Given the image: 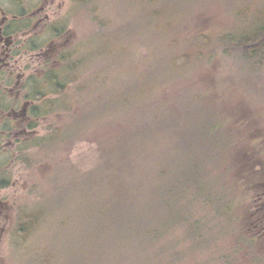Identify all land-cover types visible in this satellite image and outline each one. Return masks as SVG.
<instances>
[{"label":"rangeland","instance_id":"rangeland-1","mask_svg":"<svg viewBox=\"0 0 264 264\" xmlns=\"http://www.w3.org/2000/svg\"><path fill=\"white\" fill-rule=\"evenodd\" d=\"M141 1L55 0L54 6L47 9L51 19H61L65 24L67 33L60 47H67L64 52L70 50L68 61L79 67L78 77L68 87L75 104L71 113L80 120L85 108L92 114L96 104L107 103L115 86L111 80L118 69L121 76L125 73L120 81L125 92L130 62L156 82L164 80V73L172 77L161 83L154 100L169 103V117L177 120L181 133L185 132L182 124L187 118L181 112L183 100L201 94L207 117L223 123L225 127L220 131L236 144L229 149L213 147L214 143L204 136L191 135L186 139L192 155L206 158L202 162L208 163L207 171L201 179L193 178L195 184L189 183L178 192L179 201L173 212L180 216L158 241L156 246L162 254L152 264H254V254L241 238L253 235L255 230L243 222V217L248 207L249 221L257 220L264 228V200L254 211L249 193L256 190L243 188L242 176L232 172V160L255 161L261 165L256 168L264 170V66L252 70L240 52H227L225 37L235 31L231 47L239 43L248 30L246 21L255 20L257 11L264 16V0H151L152 4L140 7ZM149 10H161L162 17L152 16ZM239 15L243 25H238ZM101 32L106 43L99 39ZM113 44L123 50V59L128 57L130 62L115 59L116 54L111 53L115 50ZM106 46H110V55L103 51ZM199 52L204 56L198 58ZM66 66L67 62L63 68ZM87 79L90 85L85 89ZM107 79L111 83L103 84ZM114 111L100 108L99 114H92L94 119L103 118L100 123L80 130L74 142L59 140L52 147L43 138L63 124L65 117L55 112L41 120L37 127L40 137L30 150L18 151L17 158L22 162L16 163L10 187L7 185L2 192L9 194L13 214L32 212L54 196L60 220L61 185L66 173L80 177L81 172L93 169L100 157L108 156L114 146L131 140L138 131L135 123L142 115L140 109H121L116 114ZM248 152L253 156L244 157ZM249 178L264 183V173H254ZM200 187L206 190L204 196L199 195ZM44 229L45 226L41 236L45 238ZM61 232L62 226H58L57 241ZM39 238H29L24 247L16 246L7 236L0 241L1 264H39L33 250L30 262L28 251ZM262 247L264 240L256 245V252L264 250ZM46 253L44 246L40 254Z\"/></svg>","mask_w":264,"mask_h":264},{"label":"trees","instance_id":"trees-1","mask_svg":"<svg viewBox=\"0 0 264 264\" xmlns=\"http://www.w3.org/2000/svg\"><path fill=\"white\" fill-rule=\"evenodd\" d=\"M147 4H152L151 0H142L140 7H147ZM260 12L257 11L255 20L246 21L248 30L242 34L243 39L239 43H233L231 47L235 31L225 37L228 41L225 44L226 51L240 52L242 60L249 62L252 70L264 66V16ZM150 14L162 17L161 10H154ZM239 17L238 25H243L241 16ZM100 35L99 39L106 43L105 34L101 32ZM107 48L103 51L109 55L115 53L114 57L118 61L128 62L129 58L123 59V50L117 44H113L115 52L112 50L110 53V46ZM203 56L200 53L198 58ZM126 69L129 77L126 91L120 87L125 73L121 76V70L118 69V73L111 80L115 82V86L107 103L96 104L92 114H99L100 108L107 111L115 109V114L121 109H140L142 115L138 117V123L133 121L138 131L135 130L131 140H123L114 146L108 156L100 157L93 169L81 172L80 177H72L70 173H66L65 181L61 185L60 220L57 217L58 208L52 200L54 196L44 200L30 212V238L40 236L36 239L37 244L28 249L30 262L33 250L39 257V264H152L162 254L156 246L158 241L169 232L180 216H175L173 212L174 204L179 201L178 192L181 193L183 187L186 188L189 183L195 184L193 178L201 179L207 171L205 169L208 163L202 162L206 158H202L203 155H192L189 150L191 145L186 139L191 135L204 136L203 139L207 137L214 143L213 147L219 145L229 149H233L236 144L232 138L220 131L225 127L223 123L207 117L208 112L205 113L206 109L201 106V94L189 95L191 99L183 100L181 112L187 118L182 124L185 132L181 133L177 120L169 117V103L154 100L161 83L169 82L172 77L164 73V80L156 82L141 74L131 62ZM78 73V64L68 61L62 76L57 79L62 94L48 100L47 115L61 112L65 117L63 124L58 125L50 136L43 138L50 147L59 140L63 143L69 140L74 142L80 130L100 123L103 119L92 118L87 108L80 120H76V114L71 113L75 104L68 87L78 77ZM88 80L87 85H84L85 89L90 85ZM95 80L99 82L97 78ZM111 81L107 79L103 84L109 85ZM247 155L253 156L251 152L244 157ZM232 164V172L242 176L240 182L243 183V188L256 190L249 193L253 198L250 204L255 211L264 200V183L248 179L251 174L264 173V170L259 169L261 165L255 161L235 163L232 160ZM199 193L204 196L206 190L200 187ZM246 209L248 213L249 208ZM247 213L244 214L243 222L249 224L255 233L246 235L241 240L253 252V263L264 264V250L257 253L255 248L264 240V228L257 220L249 221ZM44 226L47 235L45 238L41 236ZM58 226H62V232L57 241ZM44 246L47 248L45 256L40 254Z\"/></svg>","mask_w":264,"mask_h":264},{"label":"flooded vegetation","instance_id":"flooded-vegetation-1","mask_svg":"<svg viewBox=\"0 0 264 264\" xmlns=\"http://www.w3.org/2000/svg\"><path fill=\"white\" fill-rule=\"evenodd\" d=\"M54 2L0 0V241L10 236L16 246L30 238V212L13 214L9 194L2 192L22 162L18 151L30 150L40 137L48 100L62 94L57 79L70 52L60 47L65 24L48 14Z\"/></svg>","mask_w":264,"mask_h":264}]
</instances>
